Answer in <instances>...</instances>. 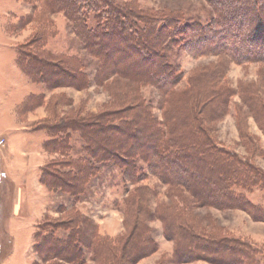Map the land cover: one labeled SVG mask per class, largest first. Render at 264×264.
Instances as JSON below:
<instances>
[{"label":"rangeland","instance_id":"obj_1","mask_svg":"<svg viewBox=\"0 0 264 264\" xmlns=\"http://www.w3.org/2000/svg\"><path fill=\"white\" fill-rule=\"evenodd\" d=\"M117 1L135 2L145 11L176 12L183 20L180 26L184 30L194 24L210 25L213 17L206 0ZM89 24L90 27L94 26L93 21ZM47 27L56 33L47 39L42 49L46 52L43 59L48 55L79 59L88 77L87 88L78 90L67 86L53 88L40 85L34 83L19 67L22 56L33 54V48L39 46L38 39L42 38ZM163 34L157 33L156 38ZM154 46L153 42H148L142 49L152 51ZM94 49V53L100 51L101 54L102 49ZM121 52L117 59L113 57L114 63L118 64L129 57L135 58V64L131 67H147L148 64L138 55L129 54L127 49ZM164 54L172 67H178L176 74L180 75V82L172 89V95L155 86H145L139 90L118 78L102 83L96 78L102 60L88 54L62 13L51 15L44 2L39 0H0V264H61L58 261L43 263L40 260L35 253L38 245L35 235L48 226L57 223L63 225L79 217L89 220L88 228L96 226L100 236L111 243H117L128 234L130 230L126 228L124 200L130 196L128 190L134 186L124 182L118 166L94 163L100 172L90 180L85 194L79 198L62 191H50L41 179L48 171L68 172V169L59 171L56 167V164L68 158L47 153L43 148L45 143L60 142L68 136L70 160L77 161L86 155L83 152L86 144L80 132L67 129L63 134L56 130L49 135L45 129L61 128L64 123L76 126L77 121L82 120L98 126L103 116H108L107 120L116 126L120 123L119 118L134 114L130 113L129 104L125 103L131 100L134 93L141 95L145 105L151 108V115L161 124L166 122L168 108L175 111L182 108V100L178 99L187 94L191 102H185V105L192 106L189 110L194 112L197 126L210 135L218 146L244 159L264 174V63L238 64L227 55L199 56L193 53L189 41L187 43L180 35L173 37ZM155 59L156 65L161 66L162 58ZM167 71L163 69L158 75L160 83L165 81ZM125 93L130 94L118 97ZM40 98L44 100L41 107L33 104L32 99ZM220 98L223 104L218 103ZM27 100H31L30 107L25 106ZM21 128L36 134V150L19 140L24 136ZM36 152L39 155L34 157ZM33 168L36 178L29 174V170L34 172ZM138 168L144 172L147 169L141 161ZM40 184L46 189L44 194L39 190ZM138 186L156 193L151 199L154 216L146 225L148 237L155 248L131 264H212L203 260L187 263L176 256V244L167 238L164 223L155 212L157 205L166 206L173 202L178 205L176 210L182 213L180 217L193 224L201 236L238 240L253 248L257 264H264V221L260 214L254 216L242 210L196 205L188 210L181 202L192 201L191 198L186 193H178L180 195L169 199L168 187L153 175L147 176ZM247 196L254 205L264 209L263 190L254 189L252 193L247 192ZM16 209L18 213H15ZM69 233L59 230L54 239L66 240ZM83 251L89 259L90 252Z\"/></svg>","mask_w":264,"mask_h":264},{"label":"trees","instance_id":"obj_2","mask_svg":"<svg viewBox=\"0 0 264 264\" xmlns=\"http://www.w3.org/2000/svg\"><path fill=\"white\" fill-rule=\"evenodd\" d=\"M39 1L44 2L51 15L62 13L88 54L102 60L96 75L102 83L118 78L135 85L139 90L145 86H155L172 95V89L180 82V75L176 74L178 67H172L164 52L173 37L179 35L187 43L189 41L193 53L199 56L227 55L238 64L264 63V0H206L213 13L210 25L194 24L188 30L181 28L183 20L178 13L145 11L135 2ZM91 21L94 22L93 27H90ZM160 32L165 34L156 38ZM55 33L51 27L45 28L42 38L38 39L41 44L33 48V54L31 52L22 56L19 67L34 83L40 85L53 88L67 86L78 90L87 88L88 77L79 59L49 55L43 59L46 52L42 49L47 39ZM148 42L155 45L150 52L142 49ZM98 48L102 49L101 54L96 51ZM124 49L129 50V54L141 57L148 64L147 67H131L135 64V58L129 57L118 64L114 63L113 57L117 59ZM157 57L163 60L161 66L156 65ZM161 67L168 70L163 83L158 77L163 70ZM129 94H120L118 97ZM186 95L178 99L182 100L181 109L175 111L168 108L167 111L172 115L166 112L164 124L156 122V118L151 115V108L145 105L141 95L134 93L130 101L124 100L129 104L130 113L134 114L119 118L120 123L116 126L107 120L108 116H103L98 126L82 120L77 121L76 126L64 123L61 128L45 129L49 135L56 130L58 133H66L67 129L80 132L86 144L83 150L85 157L77 161L70 160L68 136L60 142L43 145L47 153L68 158L56 164L59 171L68 169V172L44 173L41 182L50 191H62L75 198L84 195L90 180L100 172L94 163L118 166L124 182L134 188L128 190L130 196L124 200L126 228L130 231L122 240L111 243L102 238L98 228L94 225L88 228L89 220L82 217L71 219L63 225L57 223L35 235L38 243L35 253L43 263L131 264L154 251L155 245L148 237L146 225L154 216L151 199L156 193L138 186L149 175L157 177L168 187L169 199L180 195L178 193H186L192 201L181 203L188 210L195 205L220 210H242L254 216L260 214L264 221V209L254 205L247 196V192L252 193L257 188L264 191V174L244 159L218 146L210 135L197 126V118L189 110L192 106L185 105V102H191ZM221 100L218 103L223 104ZM30 102H26L25 106L30 107ZM32 102L39 107L44 104L41 98L32 99ZM123 110L129 112L128 109ZM140 161L146 164L145 172L138 168ZM176 207L178 205L175 202L166 206L159 204L155 212L164 223L167 238L175 242L176 256L180 261L258 263L251 246L238 240L201 236L193 224H188L180 217L182 213ZM59 230L70 232L66 240L54 239ZM83 250L90 252L89 259Z\"/></svg>","mask_w":264,"mask_h":264},{"label":"crops","instance_id":"obj_3","mask_svg":"<svg viewBox=\"0 0 264 264\" xmlns=\"http://www.w3.org/2000/svg\"><path fill=\"white\" fill-rule=\"evenodd\" d=\"M21 130V132H23L22 134H24V136H21L20 137V141H22V142H24V143H26L29 147H31L32 146V148L33 149H35V146L37 145H35V143H34V139L36 138L37 139V136H36V134L35 133H32V132H26V131H24L23 130V128H21L20 129ZM38 140V139H37ZM39 144H41V140H40V142H39ZM36 150V149H35ZM37 155H39V153L38 152H36V155L34 156V157H36ZM31 169V168H30ZM33 170H34V172L33 171H31V170H29V174L31 175H33V177L34 178H36V174H35V169L33 168ZM40 187L41 188H39V190L41 189V192L44 194L45 193V191H46V189L45 188H43V186L40 184ZM27 189L28 190H30V188L29 187H27ZM45 189V190H44ZM36 190H38V189H36ZM15 213H18V210L16 209V211H15Z\"/></svg>","mask_w":264,"mask_h":264}]
</instances>
